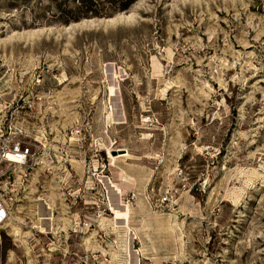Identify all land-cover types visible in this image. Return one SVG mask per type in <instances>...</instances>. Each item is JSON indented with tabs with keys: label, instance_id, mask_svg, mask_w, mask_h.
<instances>
[{
	"label": "rangeland",
	"instance_id": "1",
	"mask_svg": "<svg viewBox=\"0 0 264 264\" xmlns=\"http://www.w3.org/2000/svg\"><path fill=\"white\" fill-rule=\"evenodd\" d=\"M76 4L0 0V264H264V0Z\"/></svg>",
	"mask_w": 264,
	"mask_h": 264
},
{
	"label": "built area",
	"instance_id": "2",
	"mask_svg": "<svg viewBox=\"0 0 264 264\" xmlns=\"http://www.w3.org/2000/svg\"><path fill=\"white\" fill-rule=\"evenodd\" d=\"M20 125L11 122L0 124V164L14 165L20 161L21 166H26L37 154L36 145L32 144L23 132ZM10 195L0 187V227L7 220L9 215L8 200Z\"/></svg>",
	"mask_w": 264,
	"mask_h": 264
},
{
	"label": "trees",
	"instance_id": "3",
	"mask_svg": "<svg viewBox=\"0 0 264 264\" xmlns=\"http://www.w3.org/2000/svg\"><path fill=\"white\" fill-rule=\"evenodd\" d=\"M133 0H107L109 4L114 3L116 9L126 8ZM76 9H81L83 11V16H96L99 14L98 10L95 7V0H76ZM78 16H73L72 19H76Z\"/></svg>",
	"mask_w": 264,
	"mask_h": 264
},
{
	"label": "bare ground",
	"instance_id": "4",
	"mask_svg": "<svg viewBox=\"0 0 264 264\" xmlns=\"http://www.w3.org/2000/svg\"><path fill=\"white\" fill-rule=\"evenodd\" d=\"M11 161H13V162H17L16 164H14V166H18V167L20 168V166H21V165H20V161H15V160H11ZM9 215H10V212H9ZM9 215H8V216H9Z\"/></svg>",
	"mask_w": 264,
	"mask_h": 264
}]
</instances>
